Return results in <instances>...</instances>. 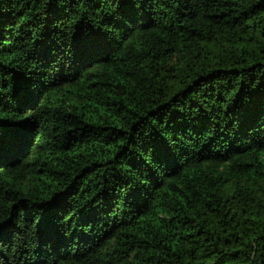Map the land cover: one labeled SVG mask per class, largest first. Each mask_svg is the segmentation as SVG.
I'll return each mask as SVG.
<instances>
[{"label":"trees","instance_id":"trees-1","mask_svg":"<svg viewBox=\"0 0 264 264\" xmlns=\"http://www.w3.org/2000/svg\"><path fill=\"white\" fill-rule=\"evenodd\" d=\"M0 264H264V0H0Z\"/></svg>","mask_w":264,"mask_h":264},{"label":"snow or ice","instance_id":"snow-or-ice-1","mask_svg":"<svg viewBox=\"0 0 264 264\" xmlns=\"http://www.w3.org/2000/svg\"><path fill=\"white\" fill-rule=\"evenodd\" d=\"M4 227H5V222L3 221V218H0V233H2Z\"/></svg>","mask_w":264,"mask_h":264}]
</instances>
